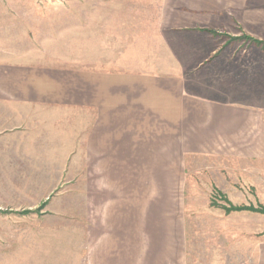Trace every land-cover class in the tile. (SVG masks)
<instances>
[{
	"label": "rangeland",
	"instance_id": "1",
	"mask_svg": "<svg viewBox=\"0 0 264 264\" xmlns=\"http://www.w3.org/2000/svg\"><path fill=\"white\" fill-rule=\"evenodd\" d=\"M141 24L148 25L142 41L130 48L122 47L124 42L121 47L109 44L100 49L105 58L135 60L136 69H142L139 63L145 58L155 72L161 66L170 73L180 68L186 94L232 108L234 120L240 122L233 136L239 140L220 134L217 149L181 155L170 142L175 133L169 130V139L160 138L161 122L153 113L147 138L138 137L135 176L120 182L112 161L90 162L89 184L97 191L91 194L96 203L90 210L89 231L94 238L84 249L85 262L80 219L54 220L44 213H54L48 208L53 202L55 209L70 212L60 204L80 201L84 179L78 161L65 162L67 173L38 208L28 207V199H0L13 206L0 209V264H101L117 224L118 206L128 196L136 204L138 255L141 239L159 235L161 221L167 219L166 232L182 236V249L174 240L168 248L170 259L155 258L157 264H180L185 249L188 255L194 249L204 255L210 242L205 236L214 249L233 251L239 263L256 264V254L262 262L264 213H226L211 200L215 194L220 204L264 208V0H0V61L20 57L42 63L64 58L81 62L98 56L99 37L117 35L118 40L127 35L118 27ZM195 118L203 121L209 116L201 112ZM145 148L147 154L142 155ZM106 149L107 156L114 152L113 145ZM247 153L253 159L237 158ZM119 183L124 185L121 192ZM7 186L0 182V188ZM129 188L136 192L129 194ZM97 247L99 254H93Z\"/></svg>",
	"mask_w": 264,
	"mask_h": 264
},
{
	"label": "crops",
	"instance_id": "2",
	"mask_svg": "<svg viewBox=\"0 0 264 264\" xmlns=\"http://www.w3.org/2000/svg\"><path fill=\"white\" fill-rule=\"evenodd\" d=\"M147 26L118 27L119 32L127 33L118 40L117 35L111 38L98 35V56L81 62L64 58L56 63H42L35 58L20 57L0 61V182L8 185L0 188V199L14 202L28 199L32 200L28 207L38 208L67 173L65 162L79 161L78 171L84 179L79 189L81 199L65 201L59 206L73 213L55 209V202L48 207L54 213H44L54 220L80 219L82 262H85L84 249L94 238V233L89 231L90 210L96 203L91 194L97 190L89 184L90 162L112 161L114 175L120 182L126 176H135L138 137L147 138L145 133L151 127L153 113L159 115L161 122L160 138L169 139V130L175 133L170 142L181 155L217 149L220 134L239 140L233 136L240 122L234 120L232 108L219 101H204L186 94V76L180 68L170 73L161 66L155 72L153 64L144 58L142 64L139 63L142 69H136L135 60L133 63L110 61L101 52L100 49L109 44L121 47V42L126 43L124 48L135 47L138 39L142 41L146 37ZM160 31L167 30L161 28ZM113 32L110 29L109 33ZM201 112H206L209 119H196L195 115ZM146 143L145 140L143 144ZM106 145L114 146L109 156ZM146 154L145 148L142 155ZM251 157L247 153L237 158L248 161L253 159ZM123 186L119 183L117 191L121 192ZM127 192L135 193L136 189L129 188ZM9 206L0 203V209L13 207ZM135 210L131 196L119 204L117 224L108 238L110 244L103 250L101 264H140L144 260L145 264H157L155 258L164 262L165 258L170 259L168 248L174 240L182 249L179 244L182 236L169 235L165 227L168 220L162 219L161 233L156 237L149 234V238L145 235L138 255ZM202 238L210 241L205 245L204 255L198 254L196 249L188 255L185 249L180 264H245L234 260L233 251L214 249L210 238ZM92 253L99 254V247ZM255 257L256 264H264V258L261 262L260 255Z\"/></svg>",
	"mask_w": 264,
	"mask_h": 264
},
{
	"label": "trees",
	"instance_id": "3",
	"mask_svg": "<svg viewBox=\"0 0 264 264\" xmlns=\"http://www.w3.org/2000/svg\"><path fill=\"white\" fill-rule=\"evenodd\" d=\"M217 192L219 193V190H215V193H217ZM211 205L223 208L226 213H230L233 210H241V209L257 210V211L264 213L263 206H258V207H254L253 205H250V206H234L233 204H230V203H229V206H227L224 204H220L219 202H217L215 194H213V196H212Z\"/></svg>",
	"mask_w": 264,
	"mask_h": 264
}]
</instances>
